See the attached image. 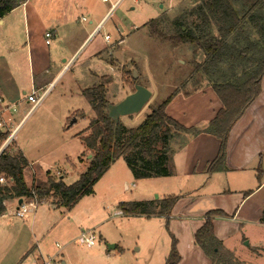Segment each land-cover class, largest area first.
<instances>
[{
	"label": "rangeland",
	"instance_id": "obj_1",
	"mask_svg": "<svg viewBox=\"0 0 264 264\" xmlns=\"http://www.w3.org/2000/svg\"><path fill=\"white\" fill-rule=\"evenodd\" d=\"M115 1L111 0V3ZM198 1H122L96 39L102 42L106 35L110 37V42L103 48L106 49L103 51V58H91L92 48L84 47L76 56L75 65L68 73L59 77L42 104L25 118L20 127L17 143L25 147L26 151H30L29 159L43 161L38 162L36 166L37 170L41 169L37 178L31 171L28 172L27 183L30 187L47 184L49 170L59 177L61 174H57L58 169L67 174L64 176V182L71 186L85 171V167L83 168L80 163L88 166L91 155L89 152L82 154L84 144L79 135L90 125L94 112L81 93L80 87H92L91 71L110 74L115 81L119 79L118 85L116 83L110 87L108 100L110 104H116L134 92V83L152 92V98L139 113L120 118L121 125L129 130L141 126L153 108L160 106L178 89L182 93L192 94L205 91V102L217 96L211 87L204 86L205 82L200 75L196 77L192 74L191 62L201 60V52L193 45L174 48L152 37L148 27L152 20L162 22L164 17L168 20L176 19L183 11L188 12L193 2ZM89 2V9H102L103 12L111 6L110 3H102L101 0ZM82 16L85 22L81 25L89 28L91 19L89 14L84 12ZM169 25L168 21V25H165L162 31L171 36L173 30ZM120 41L122 43L119 49L112 48ZM112 61L117 63L120 74L114 67L111 72ZM185 84L186 87L182 88ZM25 90L26 94L22 95V102H19V111L22 112L16 114L15 125L32 106L31 103L27 104V97L32 91L29 82ZM42 91L38 92L36 97H39ZM73 119H76V123L71 125ZM208 122L195 127L205 128ZM177 152L172 154L169 165L170 169L173 167L174 175L177 170L174 164ZM49 154H54V159ZM177 180L178 177L171 180L165 178L136 180L126 162L120 159L97 183L94 194L83 198L71 212L64 208L53 209L51 206L55 205L54 200L48 196L39 198L38 202L49 203L51 206L45 204L37 206L36 212L30 210L25 220L13 214L11 220L15 225L12 227L0 223V260L9 255L21 225H31L35 214L38 226L35 229L37 239L34 240L33 237L36 244L35 252L38 253L40 250L44 259H56L60 264L156 263L165 253L168 257L173 235L164 225L157 228L158 224L154 219L148 222L136 216H124L118 206L121 203L144 202L150 198L153 201L157 198L162 199L165 190L168 193H180L174 185ZM199 194L204 196L210 193L202 191ZM87 231H92L96 236V245L93 248H87L79 241L82 232ZM223 232V247L218 245L216 255L211 256L215 264H264V229L258 230L246 222L245 225L241 224L231 231L223 228ZM111 246L116 249H110ZM30 262L29 260L25 264H31ZM183 264H195V260L186 258Z\"/></svg>",
	"mask_w": 264,
	"mask_h": 264
},
{
	"label": "crops",
	"instance_id": "obj_2",
	"mask_svg": "<svg viewBox=\"0 0 264 264\" xmlns=\"http://www.w3.org/2000/svg\"><path fill=\"white\" fill-rule=\"evenodd\" d=\"M89 3V0H29L25 5L17 7L0 20V112L3 113L7 125L6 128L0 130V133L9 134L14 128L10 149L12 153H21L28 162L24 177L29 188L32 187L27 183V174L31 171L32 175L37 178L41 169L37 170L36 166L42 159H29L28 152L30 151H26L25 147L17 143L18 132L28 113L15 125L16 114L22 112L19 111V102H22V95L26 94L25 89L28 82L32 91L44 90L42 92L47 95L59 77L68 73L75 65L76 56L84 47L92 48L91 58H103V51H106L103 48H106L110 40L106 41L104 37L100 42L96 39L104 30L112 13L110 7L105 12L102 9H89ZM84 12L88 13L91 18L89 28L81 25L85 22L82 16ZM93 25L95 26L91 29ZM99 27L101 29L97 31ZM48 31L54 35L50 45H47L45 40V33ZM121 43L122 41L117 42L112 48L119 49ZM110 65L111 72L114 68L117 70V63L112 61ZM102 78L111 79V83L106 87V97L109 100L110 87L116 83L119 84V79L115 81L110 74L91 71V84L93 85L86 88L80 87L81 93L100 84ZM180 92L166 107V114L185 128H192L211 121L222 108L217 96L205 102V91H197L193 94ZM7 107L9 110H6ZM81 115L84 117L83 113ZM219 150L220 141L206 134L189 137L186 144L178 149V155L174 160L177 168L176 174L163 177L170 180L178 177L174 185L180 192L175 194L163 191L162 199L168 196L179 197L168 219V228L165 217L136 216L148 222L154 219L158 224L157 228L164 225L170 231L177 241V249L181 258L178 264H183L186 258L195 260V264H215L212 257L206 255L195 243V234L203 226L209 212L222 213V216L213 219L215 237L221 246L224 240L223 228L231 231L232 228L237 229L247 222L258 230L264 229V78L261 93L229 134L226 170L211 173L208 171L209 166L218 157ZM86 152L84 147L82 154L85 155ZM49 156L54 159V154H49ZM80 160L82 157L79 158ZM80 164L86 169L84 163ZM56 172L61 175L57 177L49 170L47 177L64 181V176L67 174L62 173L60 169ZM258 176L261 181L258 180ZM202 191L210 194L202 196L199 194ZM162 199L157 198L155 201ZM151 201L153 200L150 198L144 202ZM18 202L17 199H12L5 203L6 211L0 216V223L6 227L15 225L11 217L19 206ZM43 204L50 205L40 203L38 206H44ZM51 207L59 209L56 205ZM34 216L35 214L31 225H21L9 255L3 257L0 264H16V262L25 264L29 260L31 262L40 261L43 258L40 250L38 253L35 252L34 240L37 239L35 229L38 226H36ZM110 249L113 250L116 247L111 246ZM166 255L167 253L156 263L165 264ZM156 263L143 262V264Z\"/></svg>",
	"mask_w": 264,
	"mask_h": 264
},
{
	"label": "trees",
	"instance_id": "obj_3",
	"mask_svg": "<svg viewBox=\"0 0 264 264\" xmlns=\"http://www.w3.org/2000/svg\"><path fill=\"white\" fill-rule=\"evenodd\" d=\"M25 1L0 0V20ZM163 19L161 23L159 20L150 21L151 36L174 48L193 45L201 52V60L191 62L192 74L200 75L204 86L211 87L220 100L222 108L216 117L205 128H185L170 118L166 107L180 92L178 89L160 106L153 108L141 126L129 130L108 116L110 103L106 87L111 79L102 78L100 84L83 92L95 117L79 135L85 151L91 155L79 180L67 186L63 180L49 177L47 184L29 188L24 177L27 160L21 153H12L10 148H6L0 152V176L12 179L13 184L10 187L0 185V216L5 213V203L9 200L31 203L48 196L58 208L71 211L83 198L94 194L97 183L120 159L126 162L136 180L170 177L173 175L172 167H169L172 154L181 149L189 137L201 134L220 141L218 157L208 171L226 170L229 134L261 93L264 78V0H199L176 19ZM168 21L173 30L171 36L162 31ZM185 87L186 84L182 86ZM7 137V133H0V149ZM258 180L261 181L259 176ZM178 200L179 197L168 196L159 201L121 203L118 209L124 216L165 217L168 228V219ZM219 216H222L221 212H209L195 234L196 245L210 257L216 255L219 245L213 224V219ZM180 259L177 241L172 237L165 264H178Z\"/></svg>",
	"mask_w": 264,
	"mask_h": 264
},
{
	"label": "built area",
	"instance_id": "obj_4",
	"mask_svg": "<svg viewBox=\"0 0 264 264\" xmlns=\"http://www.w3.org/2000/svg\"><path fill=\"white\" fill-rule=\"evenodd\" d=\"M28 1L29 0H26L22 5H25L26 2H28ZM122 1L123 0H116L115 2L111 3V0H102L103 3H110L111 4V6H110V12L111 13L116 11V9L122 3ZM100 29L101 28L99 27L97 31H100ZM53 36L54 35L51 31H48L45 33V40H46L47 45L51 44ZM105 40L109 41L110 37L105 36ZM37 94H38V92L33 90L32 93L27 97L28 103H31L32 106L29 109L26 116H28L33 111H35L42 104L43 100L46 97L45 96L46 93H42L39 97H36ZM6 110H9V107H7ZM2 114L3 113L0 112V130L7 127L5 119H4ZM14 131H15L14 128L11 129L10 133L8 134L7 139L5 140V142L3 143V145L0 149V152L5 150L6 148H10L11 141L13 140ZM12 184H13L12 179L6 178L3 175L0 176V185L10 187ZM38 205H39V202L37 200H35L31 203L23 201V203L18 206V208L16 209L14 214L18 218L24 219L27 216V214L30 212V210H32V209L35 210ZM79 241L82 245L86 246L87 248H93L96 245V236L92 231L83 232L79 238ZM31 264H60V263L56 259L41 258L40 261H32Z\"/></svg>",
	"mask_w": 264,
	"mask_h": 264
},
{
	"label": "water",
	"instance_id": "obj_5",
	"mask_svg": "<svg viewBox=\"0 0 264 264\" xmlns=\"http://www.w3.org/2000/svg\"><path fill=\"white\" fill-rule=\"evenodd\" d=\"M152 95V92H150L147 88L135 83L134 92L127 95L118 103L108 105V116L116 123H119L121 117L139 113L142 108L150 101ZM74 123H76V119H73L71 125ZM22 203L23 200H19L18 204L21 205ZM61 264L65 263L62 262Z\"/></svg>",
	"mask_w": 264,
	"mask_h": 264
}]
</instances>
